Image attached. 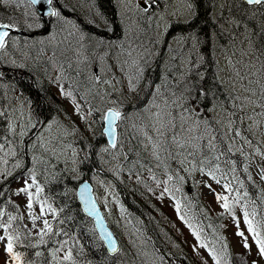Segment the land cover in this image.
<instances>
[{
    "label": "rangeland",
    "instance_id": "rangeland-1",
    "mask_svg": "<svg viewBox=\"0 0 264 264\" xmlns=\"http://www.w3.org/2000/svg\"><path fill=\"white\" fill-rule=\"evenodd\" d=\"M59 1L62 2V19L52 17L50 30L45 31V27L36 26L41 24L38 19L29 18V14L34 10L27 3L18 6L20 2L11 0L10 5L16 7L13 22L21 20L25 26L27 22L28 26L31 25L29 28L37 29L39 34L31 37L32 39L15 34V42L10 39L5 48L0 49V62L6 67L35 68L41 80L48 83L59 96L60 106L56 114L44 122L40 115H35L31 103L22 96L24 93L16 89L15 85H3V93L7 94L8 102L5 105L0 104V111L4 113L3 119L8 127L6 130L0 129V138L3 139H0V144L4 145L0 148V181L5 182L7 194L21 208L23 220L38 237H41L40 230L44 227V220L54 224L52 232L46 235L51 240L60 233L55 229L53 221L57 214L46 211L41 216V204L35 196L36 185H33L31 173L35 172L36 184L39 186L38 177L47 182L57 177L69 175V179L81 175V172L77 171V138L83 135L79 130L88 135H93L98 130V108L105 112L108 106L122 109L125 103H135L140 98L136 90L137 75L144 68L146 72L152 71V66L156 65L154 62L157 60L161 62L165 76L177 65L180 68L178 74L183 76L190 70V61L194 60L193 67L198 68L199 61L203 58L193 34L168 37L170 39L162 41V48L158 46L156 50L152 46L153 40L150 36V31L153 30L151 34L156 39L155 30L160 35L163 34L164 28L166 30L172 21L186 22L194 14L192 0H116L117 19L114 25L107 17L100 15L98 6L87 0ZM221 1L220 7H223L224 2ZM70 4H77L78 7L69 10ZM220 7L216 9V19L224 34L217 35L213 32L211 38L213 56L217 59L216 70L218 68L225 97H217V93L212 94L210 97L214 98L211 105L213 107L204 113L198 112L196 116L189 112L197 102L194 100L195 91H189L190 85L175 86L170 81L162 80L153 82L152 90L166 83V89L170 88L173 92L171 96L174 106L170 103L169 110L165 107L168 103L166 100L171 99L170 95L168 98L162 94L163 99L152 94L145 106L140 107L138 111L135 109L139 105H135L136 108L131 111L133 115H128L130 110L123 111L118 124V144L114 148L99 143L102 168L106 170V174H113L116 178L112 179V182L100 180L98 183L102 208L122 247L125 246L126 253L134 263H187L185 259H172L168 252L164 255L156 252L153 247L149 251L142 243L137 244L141 242L134 225L137 221L134 217L131 218L128 207L117 189L127 184L139 194L140 191L146 192L144 190L147 184L154 183L161 189V193H164L161 196L157 190L147 192L157 200L156 204L160 207L155 218L160 231L172 248L182 242L187 245V249L176 248L175 252L182 251L184 256L186 252L187 260L195 258L201 264H227L223 258L224 243L227 247L230 246L234 253L247 251L249 264L253 261L264 264V258L258 253L253 234L247 230L244 222V212L247 211L249 219L256 225L247 206L244 188H236L237 181L241 183L238 169L233 172L230 166H225L220 160L221 152L217 149L220 143L211 121L214 120L221 129L218 130V135L225 137L232 152L247 156L242 164L252 172L254 180L264 194V71L254 51L249 25L231 15L219 18L225 15L223 12L218 13ZM58 22L64 25L57 26ZM69 34L71 40L68 38ZM30 39L31 42L28 43L27 40ZM229 40L231 41L228 42ZM205 46L209 50V44L206 43ZM59 47L62 48L60 51ZM55 49L60 53H70L69 63H72L75 69L73 79L72 73L66 74L62 71L60 62L54 57ZM196 71L200 76L201 72L198 74V69ZM57 74L62 76V80H59ZM164 80L167 79L164 77ZM41 84L38 82L39 86ZM80 84L85 88L84 92L90 99V105L76 94ZM139 88L143 92L142 89L147 88V81L142 83V87L139 85ZM188 92H194V95H188ZM68 93L71 95H67ZM77 104L80 106L79 112L76 110ZM157 129L163 132L162 136L158 134ZM237 132L239 135H236ZM61 169L67 170L68 175L61 173ZM209 171H215L216 176L220 177V183L208 175ZM170 176L172 179H169ZM142 180L145 181L143 185ZM25 181L32 185L29 189L33 193L31 215L40 217L35 221V226L28 208V193L20 191L25 187ZM179 182L186 185L191 183L203 202L210 205L209 213L215 212L223 216L222 242L215 239L212 241L213 238H208L203 233L202 238L197 240L193 235L194 227L188 226L190 221L180 218V211H177L179 200L172 193ZM225 183L231 185V191L223 187ZM165 188H168L169 192L165 193ZM193 192L195 193L194 190ZM216 194L228 197L230 210L222 206L224 201L217 200ZM237 196L240 197L239 200L236 199ZM45 199L42 190L39 200ZM203 210L208 214V211ZM164 217L166 222L177 225L178 229L169 228L171 232L164 231ZM5 220L6 218L0 216V223L5 224ZM237 220L239 230L247 237L250 249L243 247V238L236 234ZM0 237H3L0 239V264H15L11 253L6 252L8 240L3 227H0ZM202 244L207 247H202ZM68 248L70 250V247ZM55 256L58 260L64 259L61 251H56Z\"/></svg>",
    "mask_w": 264,
    "mask_h": 264
},
{
    "label": "trees",
    "instance_id": "trees-1",
    "mask_svg": "<svg viewBox=\"0 0 264 264\" xmlns=\"http://www.w3.org/2000/svg\"><path fill=\"white\" fill-rule=\"evenodd\" d=\"M87 1H93L96 6H98L101 15L107 17L111 24H115L114 22H116L117 19L115 0ZM192 2L194 4V14L186 22L172 21L168 30L170 31L171 35L177 33H184L185 35L193 34L192 36H194L196 41H198L197 44L200 48V52L203 54V58L199 61V67H193L191 74H189L184 81L180 83L170 81V83L175 86L176 84H183L184 86L186 84L191 86L189 91H195L194 100H197V102L196 106L189 112L197 116L198 112L204 113L207 109L209 110L211 107H213L211 105L213 103L212 99L214 98L210 97L212 94L217 93V97H221L222 95L223 98L225 97L223 85L217 78V59H215V56H213V39L211 38L213 32L217 33V35H223L224 32L219 27L216 19L218 16L216 14V9L217 7L221 6V0H192ZM223 2V7L219 8L220 10H218V13L223 12L225 15L223 17L219 16V18L222 19L228 15H231L233 18L239 21H244L247 25H249L251 28L253 46L260 61L261 68L264 71V4L251 6L242 0H223ZM7 10L8 7L0 3V12H2L3 15L7 14ZM230 41L231 40L228 42ZM206 43L209 44V50H207L205 46ZM61 49L62 48L59 47V51ZM69 54V52L60 53L55 49L56 56H63L67 58ZM152 67L153 70L146 72L144 75V77L147 79V88H143L144 90L142 89V98L145 95H149L151 93L153 94L154 92V90L151 89V83H153L155 78L158 76V67L157 65ZM19 69H26V71H28L22 72L24 74L26 73L24 79H22V73H18L16 76L12 75L15 73L11 74V72ZM196 69H198V71L200 70V76L195 73ZM31 71L36 70L35 68L29 67H6L5 64L0 62V104L5 105L8 102L7 94L3 93V85L5 83L10 84L11 82L13 85L18 86L21 89V92H23L25 95L22 96L25 99H27L31 104L33 103L32 105L35 114L37 116L40 115L42 120H47L52 116L54 107L56 109V106H54L52 101L53 99L50 96V92L56 97V99L57 96L51 89L49 92L46 88L36 87L35 85L37 84L33 85L31 82L32 77H30L28 74ZM10 74L12 75L13 80H15L17 77L21 79L10 81ZM156 89L158 90L156 92L157 97L161 96L162 94L168 97V95L171 96L173 93L170 91V88L166 89V83L161 84V86H156ZM192 94L194 95V92H188V95ZM161 98L163 97L161 96ZM166 101L169 104L167 103L165 107H167V110H169L170 103L174 106V103L172 102V96L170 100ZM124 106L126 108L125 110L123 107L124 111H128L130 109L133 110L136 108L135 105L127 106V104H124ZM130 114L133 115L134 113L129 112L128 115ZM211 121H213V127L220 143V147L217 148L221 152L220 160L225 166L228 165L231 169L234 167L235 171L238 169V175L242 185L239 183V181H237L236 187L238 190H243L244 188V192L247 193L246 199L247 206L250 209V214L252 216V212L255 210L256 215L252 216V218L256 224L259 222L262 225L259 230L264 229V197L262 191L260 190V186L258 183H256L252 176V172L246 167V165L244 167L242 164V162L245 161V157L247 156L243 157V154L232 152L227 145L225 137H219L218 135V130L221 129H219L217 124H215L214 120L211 119ZM195 123L196 122H194V124ZM3 128L6 130L8 127L5 125L3 115H0V129ZM99 130H97L92 136L83 134L77 138V146L79 148V162L77 168L79 172H81V176L83 175L86 178L97 175L105 179H110L112 176L110 174H106V170L102 168V163L99 157V153L101 151H99L101 146L99 143L106 144V138ZM0 139L3 140L2 138ZM175 139L177 141V138ZM245 168L247 171H245ZM64 174L68 175V173ZM68 177H57L47 182H43L42 178L38 177V181L43 183L42 185L44 187L46 196H48L53 204V207L56 209V220L59 219V221L57 220L55 229L57 230L60 226L63 232L62 233L60 230L58 235H65L69 238L70 243L72 244V259L61 262V264L72 261L75 253L77 256V263L80 262L81 264H134L132 260H129V258L123 256L122 252L111 255L105 248L103 242L99 241L100 239L97 236L96 231L91 230L92 228H90L91 225L89 223V218L83 214L80 204L77 200L76 188L78 186V181L74 180L73 178L67 179ZM182 187H186V191H184L183 188H176L177 192L176 190H172L173 195L177 196L181 203L182 200H191L189 196L194 193L193 190H197L191 183ZM144 191H146V189ZM119 192L121 193L124 202L128 206L131 218L133 219L134 217V219L137 221V229L142 236V240L144 241H142V243L144 244L145 249L149 250L151 247H153L156 252L164 255H167L166 252H168L169 257L172 259H185L187 262L186 264H188V261L190 260L185 258L186 252H184L185 256L183 255L182 251L175 252L176 248L171 247L169 242L166 240V238H164L162 232L160 231V227L155 220L156 206L150 194H147V191H140L139 194H137L136 190L128 189L125 186H120ZM198 199L199 198H196V202H198ZM201 208L206 210L211 209L207 202H203L200 208H198L200 210L199 212L195 208L194 204L192 207L188 206L185 210L182 209V211L183 213H187L189 211V219H192L193 215H196L197 217L198 212L201 215L203 225V228H200V231L204 234V236L208 237V230L205 223L209 219V215H205ZM0 209L4 210V218H6L7 221L10 215L17 217V219L13 220L11 225L8 227L7 233L14 238L13 251L20 254V259L18 261L21 264H49L51 262V257L46 249V245H37V237L31 233L30 229L26 225L23 224L20 215V208L17 204H15L11 196L7 194L5 182L2 181H0ZM213 214L215 215V219L213 221L211 220L212 223L215 224L217 228H219V231H222L221 222L223 216L215 212ZM201 218H199V220ZM196 219H198V217ZM159 220L161 221V218H159ZM196 225L199 229V223ZM162 226L163 230L166 232H171L170 229H177L173 225L166 222L165 217L163 218ZM260 232L262 235H264V230ZM79 240L82 242V245L77 243ZM47 241L49 243L52 242V240L50 238L48 239V237ZM137 244H141V242L139 241ZM224 250L225 252L223 253V258L227 264H249L247 251L234 253L232 248L230 246L227 247L226 245ZM37 252L41 253V255L37 256ZM194 260L195 258L191 259L192 262H190L193 264Z\"/></svg>",
    "mask_w": 264,
    "mask_h": 264
},
{
    "label": "bare ground",
    "instance_id": "bare-ground-1",
    "mask_svg": "<svg viewBox=\"0 0 264 264\" xmlns=\"http://www.w3.org/2000/svg\"><path fill=\"white\" fill-rule=\"evenodd\" d=\"M242 1H244V0H242ZM1 2L2 3H4V0H1ZM14 2H20V4H18V6H20V5H23L24 3H26L25 2V0H14ZM90 2V1H89ZM10 3H11V0H8V3H4L5 5H6V7H8V10H7V14L6 15H3V13L2 12H0V22H3V23H9V22H12V23H15V22H13V20L15 19V14H14V11H15V8L16 7H14V5H10ZM91 3H93L94 4V6L96 5L93 1H91ZM246 3V2H245ZM10 5V6H9ZM61 5H62V2H60L59 1V6L61 7ZM78 7V5L77 4H74V5H71L70 4V8H69V10H72V9H76ZM6 9V8H5ZM33 9V8H32ZM34 11H36V9H33ZM78 13H81V12H78ZM71 19V18H70ZM72 20V19H71ZM38 21H39V23H41L42 25H43V27H45L47 24H50L51 23V20H45V21H41L40 19H38ZM50 21V22H49ZM74 21V20H73ZM16 24V29H12V30H10V32H17V31H28V30H31L30 28H29V26H28V24H27V22H26V26H25V24H24V22L23 21H18L17 23H15ZM62 25H64V24H62V23H60V22H58L57 23V26H62ZM153 30H151L150 31V36L152 37V39H153V44H152V46H153V48L156 50L157 48H158V46L160 47V48H162L161 47V43H162V41L164 40H168V39H170V38H168V36H170L171 34H170V31H164L163 32V34H159V32L157 31V30H155L156 31V39L152 36V34H151V32H152ZM39 33H36V34H34L33 35V37H35V36H37ZM22 36H24V37H28V38H31V35L28 33V32H23L22 34H21ZM177 35H185L184 33H177ZM68 38L71 40V34H69L68 35ZM32 39V38H31ZM31 39L30 40H27V42L28 43H30L31 42ZM57 39H58V36H57ZM169 49V48H168ZM254 51H255V49H254ZM36 52V51H35ZM193 62H194V60H192V61H190V63H189V67H188V70L189 71H187L186 72V75H183V76H181V75H179L178 73L180 72V68H179V65H177V66H175V67H173V69H171L170 71H169V73H168V75L167 76H165V73L162 71V68H161V66H160V61L159 60H157V62H155L156 63V65H157V67H158V78L156 77L155 78V80H154V82H159V81H171V82H176V83H180V82H182V81H184L186 78H187V76L189 75V74H191V71H192V68H193V66H194V64H193ZM72 67H73V65H72ZM145 69V68H144ZM143 69V71H141L138 75H137V78H136V82L138 81V86H137V93L139 94L138 96L140 97L135 103H132V102H129L130 104H133V105H139V107L137 108V109H135L136 111H138L139 109H140V107H143V106H145L144 104L145 103H147V99L148 98H150L151 97V95H152V93L151 94H149V95H145L143 98L141 97V95H142V93H141V89L139 88V85L142 87V83L144 84L146 81L144 80V79H146L145 77H144V75H145V73H146V71ZM200 71V70H199ZM198 71V72H199ZM22 72H28V71H26V69H24V70H15L14 72H11V74L12 73H15V74H12L13 76L15 75H17L18 73L19 74H21ZM74 73V72H73ZM72 73V79H73V77H74V75L75 74H73ZM217 78H218V80L220 81V79H219V75H218V70H217ZM10 74V76H9V78H10V81H15L16 79H21V78H15V80H13V77H12V75ZM26 74V73H25ZM25 74L24 73H22V79H24V77H25ZM29 75H30V77H32V80H31V82H32V84L33 85H35V84H37L38 85V82H40V83H42L41 84V86H37V85H35L36 87H39V88H46L49 92H50V85L48 84V83H46V82H44L43 80H41V77H39V72H36V71H31V72H29L28 73ZM259 76V75H258ZM27 77V76H26ZM29 77V76H28ZM57 77L59 78V80H62V76L60 75V74H57ZM164 77L167 79V80H164ZM34 80H35V83H34ZM39 80H41V81H39ZM147 80V79H146ZM28 83V82H27ZM10 84H12L13 85V83H11L10 82ZM154 84H152V86H153ZM27 86V85H26ZM151 86V85H150ZM28 87V86H27ZM35 87V88H36ZM76 87V86H75ZM15 88L16 89H18L19 91H21V89L18 87V86H15ZM84 90H85V88H84V86H83V84H80L79 86H78V91L76 92V94H77V96L79 97V98H81L82 100H84L87 104H91V102H90V99H89V97H88V95H86V93L84 92ZM158 90L157 89H154V92H153V94H155L156 95V92H157ZM56 94V93H55ZM22 95V94H21ZM50 96H51V98L53 99L52 101H53V103H54V106H56V109H55V107H54V109H53V114H52V116L51 117H49V119H51L55 114H56V111H57V108L60 106V104L58 103V101H57V99H56V97L53 95V94H51V92H50ZM57 96V95H56ZM157 96V95H156ZM144 98H145V100H144ZM154 99V97H152V100ZM27 100V99H26ZM29 102V101H28ZM30 103V102H29ZM129 103H125V104H127V106H130V104ZM33 104V103H32ZM31 104V105H32ZM123 107H124V109L126 110V108H125V106L123 105ZM32 108H33V105H32ZM109 108H115V109H117L116 107H114V106H108L107 107V109H106V111L104 112V110L102 111L101 109H98V112H99V116L100 117H98V119L100 120L99 122H100V126H99V128H98V130L99 131H101L102 133H103V135L105 134V132H104V119H103V116L106 114V112H107V110L109 109ZM208 108V107H207ZM92 110H93V108H92ZM91 110V111H92ZM33 111H34V108H33ZM132 111V109H130V112ZM34 113H35V111H34ZM36 115V114H35ZM48 120V119H47ZM44 121H46V120H43V122ZM195 126V125H194ZM82 134H84V135H88L87 133H85V132H83L82 130H79ZM96 132V131H95ZM94 132V133H95ZM93 133V134H94ZM88 136H92V135H88ZM104 145H107V142H106V144H104ZM105 147V146H104ZM185 148V147H184ZM183 148V149H184ZM77 150H78V152H79V148H78V146H77ZM100 151V150H99ZM78 155H79V153H78ZM78 160H79V157H78ZM67 170H65V169H61V173H67L66 172ZM77 171L79 172V170H78V168H77ZM184 171V170H183ZM112 177H110V179H105V178H103V177H101V176H97V175H93V176H91V177H89V178H87V181L91 184V187H92V193H93V195H94V197H95V200H96V202H97V204H98V207H99V209H100V211L102 212V214L104 215V218H105V220H106V222H107V224L109 225V224H111L110 223V221L108 220V218H107V216H106V214H105V212H104V210H103V208H102V204H103V202H102V199L100 198V196H99V194H98V183L100 182V180L101 181H111L112 182V179H116L115 177H113V174H110ZM180 175L184 178V176H183V174H181L180 173ZM86 177H84L83 175L81 176V175H79V176H75L73 179L74 180H77L78 181V185H79V183L83 180V179H85ZM110 182V183H111ZM145 183V181L144 180H142V185ZM39 184H40V186H41V188H42V190H43V193H44V196L46 197V199H47V201H48V203L51 205V207L52 208H54L53 207V204H52V202H51V200L48 198V196H46V194H45V192H44V187H43V183L40 181L39 182ZM184 185H186L185 183H178V186H177V188H182V186H184ZM125 186V185H124ZM78 187V186H77ZM126 188H128V189H132L133 187H130V186H128L127 184H126V186H125ZM146 187L147 188H145L146 189V191L148 192V193H150V192H152V191H156L158 194L159 193H161V189L160 188H158V186H157V184H154V183H152V184H147L146 185ZM158 188V189H157ZM237 188V187H236ZM260 190H261V188H260ZM119 191V190H118ZM262 191V190H261ZM120 193V192H119ZM121 194V193H120ZM262 194H263V192H262ZM76 196H77V188H76ZM151 196V195H150ZM194 196V197H193ZM190 198H191V200H189V201H187V200H185V201H183L182 200V203L180 202V201H177V203H179V211H180V214H181V216H183L184 217V219H188L189 221H190V223L192 224V226L194 227V229H195V231L197 232V233H199V235H200V237L202 238V235H201V231H200V228H203V225H202V218H201V215L198 213L200 210L198 209V208H200V206L203 204V200H202V198H201V196H200V194H198V191L196 190L195 191V193H193L191 196H189ZM263 197H264V194H263ZM196 198H199L198 199V202H196ZM77 200H78V202H79V204H80V207H81V210H82V212H83V214L87 217V218H89V223H90V225H91V227L90 228H92L91 230L92 231H96V234H97V236L99 237V241H102L103 242V244H104V246H105V248L107 249V251L111 254V255H113L114 253H111L110 251H109V249L107 248V246H106V244H105V242H104V240H103V238H102V236H101V233L99 232V230H98V228L96 227V224H95V222H94V218L93 217H91L90 215H88L87 213H85V211H84V209H83V206L81 205V203H80V201H79V199H78V197H77ZM152 200H153V202L155 203V206H156V211H158L159 212V206H157V200L156 199H153L152 198ZM200 201V202H199ZM191 204V205H190ZM193 204H194V206H195V208L198 210V212H197V217H198V219H196L197 217H196V215H193L192 216V219H189L188 218V216H189V211L187 212V213H183V211H182V209L183 210H185L188 206L189 207H192L193 206ZM20 208V207H19ZM202 209V208H201ZM193 210V209H192ZM206 210V209H205ZM20 215H21V218L23 219V216H22V210H21V208H20ZM206 211H208V214L207 215H209V219L206 221V223H205V225H206V228H207V230H208V238H213L212 239V241H214V239L215 240H219V241H223V239H224V237H221L223 234L221 233V231H219V228H217V226L215 225V224H213L212 223V221L215 219V215L214 214H210L209 213V211L210 210H206ZM202 212L206 215V213L204 212V210L202 209ZM0 213H2V215H0V216H2V217H5V215H4V210L3 209H0ZM189 213V214H188ZM199 218H201L200 220H199ZM21 219V220H22ZM58 220V219H57ZM212 220V221H211ZM53 221H54V223H55V226L54 227H56V224H57V221L55 220V217L53 218ZM22 222H23V224L24 225H26L29 229H30V231H31V233L33 234V235H35L36 237H37V239H36V243H37V245H46V249H47V251H48V253H49V255H50V257H51V262L49 263V264H61V262H63V261H65L63 258H59L60 260H58L57 258H56V256H55V258L56 259H54L53 258V250L55 249V246L57 247V249H59V251H57V252H62V255H63V257L69 252V248L68 247H70V250H71V246H72V244L70 243V240H69V238L68 237H66L65 235H62V236H59V235H57L56 237H54L53 239H52V242H48L47 241V237H46V235L45 236H43V239L45 240V241H47L46 243H39V241H40V239H41V237H38V234L37 233H34L33 231H32V229L29 227V225L27 224V222H25V221H23L22 220ZM197 223H199V229H198V226L196 225ZM5 224H8V221L7 220H5ZM52 226L54 225V224H51ZM135 225H136V227H135V230L138 232V237H139V240H141V243H142V236H141V234H140V232H139V230L137 229V223L135 222ZM173 226H176L175 228H177L178 229V226L177 225H173ZM61 230V227L59 226L58 227V229H57V231H60ZM61 232H62V230H61ZM63 233V232H62ZM117 238V240H118V243H119V248L121 249L120 250V252H122V255L123 256H125L126 258H129V260H132L130 257H129V255L126 253V251H125V246H123L122 247V244H121V242H119V238L118 237H116ZM218 238V239H217ZM64 241H68V243L67 244H63V242ZM83 241V240H82ZM123 241V240H122ZM84 242V241H83ZM144 242V241H143ZM79 245H82V242L79 240L78 242H77ZM62 244H63V246H62ZM143 244V243H142ZM144 245V244H143ZM174 248H179V249H184V248H186L187 249V245H186V243L185 242H182L181 244H177V245H175L174 246ZM225 248V244L223 243V249ZM151 254H153V253H151ZM76 258H77V256H76V253H75V255H74V257H73V260L72 261H69L68 263H65V264H81L80 262H78L77 263V261H76ZM67 261V260H66ZM191 261V260H190ZM190 261H188V264H192ZM132 262H133V260H132ZM134 263V262H133ZM64 264V263H63ZM134 264H139L138 262L137 263H134ZM193 264H201L200 262H198L197 260H194V262H193Z\"/></svg>",
    "mask_w": 264,
    "mask_h": 264
},
{
    "label": "snow or ice",
    "instance_id": "snow-or-ice-1",
    "mask_svg": "<svg viewBox=\"0 0 264 264\" xmlns=\"http://www.w3.org/2000/svg\"><path fill=\"white\" fill-rule=\"evenodd\" d=\"M25 2L27 3V5L30 8L36 9V11L32 12L29 14V18L30 19H40L42 17H46V16H50V17H56L57 19H62V15H61V11H60V7H59V0H25ZM246 2L250 5H261L264 4V0H246ZM4 3H8V0H4ZM54 3L57 5L56 7H54ZM145 10H147V6L145 8ZM37 27H43L42 24H37ZM29 27H31V25H29ZM12 29H16V24L9 22V23H3L0 22V49H4L6 44L8 43L9 39H11L13 42H15L14 37L10 36V30ZM67 95H71L70 93H68ZM76 110L79 112L80 111V106L77 104L76 105ZM0 115H4L3 112H0ZM103 119L105 121H107V127L104 129L105 133H107V135L109 137H112L113 139L110 140V143L112 144L113 147H115V143H114V138H115V125H116V121L121 119V112L118 109L115 108H109L107 110V113L103 116ZM11 127V125H10ZM157 132L159 135H163V132L160 131V129H157ZM23 134V133H22ZM236 135H239V132L236 133ZM211 142H210V147H211ZM4 145L0 144V148H3ZM217 170L218 166H217ZM233 172H235V168L233 167L232 169ZM245 171H247V169L245 168ZM32 175V181H33V185H36V191H35V196L37 198V200L40 202L41 204V216L46 212H52L53 214H57L56 209L52 208L50 204L47 203V200H43L40 201L39 200V195L42 191V188L36 184V177H35V172L33 171L31 173ZM208 175L216 180L217 183H220V177L216 176L215 171H209ZM169 179H172V177L170 176ZM182 179V178H181ZM233 179H235V177H233ZM32 187V185H29L27 183V181H25V187L20 189V191H23L25 193H28V197H29V203H28V208L30 210V217L33 220V226H35V221L37 219H40V217L38 216H34L31 215V208H32V201H33V193L29 191V189ZM223 187L228 190L231 191L232 187L229 183H225L223 185ZM209 188L211 189V185H209ZM164 192L167 193L169 192L168 188L164 189ZM88 193V186L84 185L81 189V199L83 200L84 204H85V212H87L89 215L95 216L97 219V224L101 230L102 233V237L106 234V237L108 239V246L110 248L111 251H116V247H115V241L111 239V233H107L106 228L104 227V223H103V218L100 216V214L98 213L95 203L92 200V198L90 196L87 195ZM164 193H161V196H163ZM245 196H247V193L244 194ZM239 196H237V200H239ZM216 199L217 200H223V207L225 209H229L230 210V206L228 204V197L227 196H221L220 194H216ZM45 205H47V207H45ZM177 211L179 212V203H177ZM0 215H2V213H0ZM256 212L255 210H253L252 212V216H255ZM182 220L184 219L183 216L180 217ZM17 219V217H13V216H9L8 217V224H2L0 223V227H3L5 229V233L7 236V240L8 243L6 245V252L11 253L12 256L19 260L20 259V254L16 253L13 251V236H11L10 234L7 233V229L8 227L11 225L12 221ZM187 223V221H185ZM244 222L247 225V230L253 234V238H254V242L257 245V249H258V253L260 255L261 258H264V235L261 234V232L258 230L262 225L257 222L256 225H253L252 220L249 219V213L247 211L244 212ZM44 227L40 230V236L41 239L39 241V243H46L47 241H45L43 239V236L47 235L48 233L52 232V225L51 222L48 220H44L43 221ZM189 228H192V225L189 224L188 225ZM236 227H237V235L240 236L241 238H243V247L245 249H250V245L247 242V237L244 235V232L239 230V221H236ZM59 234V233H57ZM193 235L196 236L197 240H200V235L199 233H197L195 231V229H193ZM0 239H3V237H0ZM68 241H64L63 244H67ZM62 244V246H63ZM31 246V245H30ZM202 247H207V245H201ZM59 251V249H55L53 250V258L55 259V252ZM37 256L41 255V253L37 252L36 253ZM72 256H71V250H69V252L64 256V260H71ZM252 264H258L257 261H253Z\"/></svg>",
    "mask_w": 264,
    "mask_h": 264
},
{
    "label": "water",
    "instance_id": "water-1",
    "mask_svg": "<svg viewBox=\"0 0 264 264\" xmlns=\"http://www.w3.org/2000/svg\"><path fill=\"white\" fill-rule=\"evenodd\" d=\"M244 1L246 2V0H244ZM246 3H247V2H246ZM106 113H107V112H106ZM117 122H118V120L116 121V125H115V138H114V143H115V144H116L117 136H118ZM104 123H105V126H104V129H105V128L107 127V121L104 120ZM104 132H105V131H104ZM105 134H106V136H107L108 142L110 143V140H112L113 138H112V137H109V136L107 135V133H105ZM110 144H111V143H110ZM111 145H112V144H111ZM84 185H87V186H88V193H87V195L90 196V197L92 198V200H93L94 203H95V206H96V209H97L98 213H99L100 216L103 218L104 227L106 228L107 233H111V239L115 241L116 251L113 252V251L110 250V248H109V246H108V239H107V237H106V234H105L102 238H103V240H104V242H105L107 248L109 249V251H110L111 253H116V252L119 250V243H118V240H117L116 235H115V233L113 232V230H112V229L110 228V226L107 224V222H106V220H105V218H104V215H103L102 212L100 211V209H99V207H98V204H97V202H96V200H95V197H94V195H93V193H92V187H91V184H90L87 180L83 181V182L79 185V187H78V192H77V193H78V199H79V201H80V203H81V205L83 206V209H84V208H85V204H84V202H83V200L81 199V196H80L81 189H82V187H83ZM84 211H85V210H84ZM85 213H87V212H85ZM87 214H88V213H87ZM88 215H89V214H88ZM90 216L94 218V221H95V223H96V226H97L99 232L101 233V230H100V228H99V226H98V224H97V219H96V217H95V216H92V215H90ZM101 236H102V233H101Z\"/></svg>",
    "mask_w": 264,
    "mask_h": 264
}]
</instances>
